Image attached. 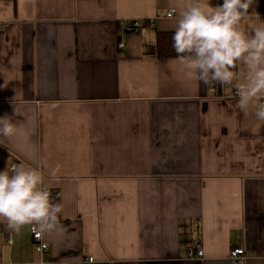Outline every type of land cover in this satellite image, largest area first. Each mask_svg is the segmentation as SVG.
I'll return each mask as SVG.
<instances>
[{
    "label": "crops",
    "instance_id": "crops-1",
    "mask_svg": "<svg viewBox=\"0 0 264 264\" xmlns=\"http://www.w3.org/2000/svg\"><path fill=\"white\" fill-rule=\"evenodd\" d=\"M180 10L179 0H0V117L19 125L0 136V171L38 168L64 229L39 251L30 226L0 220V264H232V247L264 264V122L238 109L234 85L211 90L155 54ZM253 11L248 31L264 0Z\"/></svg>",
    "mask_w": 264,
    "mask_h": 264
},
{
    "label": "clouds",
    "instance_id": "clouds-1",
    "mask_svg": "<svg viewBox=\"0 0 264 264\" xmlns=\"http://www.w3.org/2000/svg\"><path fill=\"white\" fill-rule=\"evenodd\" d=\"M254 3L223 0L213 7L210 0H179L181 10L172 46L187 78L234 85L238 109L264 122V21L251 31L242 24L250 15L259 17L255 11L249 13ZM175 14L173 9L171 15ZM238 65L244 66V73L237 81L234 69ZM18 127L7 115L0 117V136H13ZM60 167L57 164L51 176L55 177ZM62 212V205L51 200L38 168L21 162L0 171V220L6 221L8 230L18 233L30 226L37 238L59 236L64 232L58 219Z\"/></svg>",
    "mask_w": 264,
    "mask_h": 264
},
{
    "label": "built area",
    "instance_id": "built-area-1",
    "mask_svg": "<svg viewBox=\"0 0 264 264\" xmlns=\"http://www.w3.org/2000/svg\"><path fill=\"white\" fill-rule=\"evenodd\" d=\"M173 10L168 12V16H173L171 15ZM151 24L153 23L152 20L149 21ZM142 21L141 20H134L132 22V26L134 30H138L139 28L142 27ZM125 43L121 42L119 44L120 47L124 46ZM211 90H214L213 83L210 86ZM13 166V165H12ZM10 167V169L12 168ZM32 238L35 241V247L39 251H45L48 247L47 243L44 241L43 237L42 238H37V235L31 230ZM10 242H12V237H10ZM188 252L189 255L192 258H196L198 260H202L204 257V250L201 247H198L196 245H191L188 247ZM229 258L232 262V264H244L245 260L247 259V252L243 247H232L229 250ZM92 260V258H90ZM10 264H23L21 262H10Z\"/></svg>",
    "mask_w": 264,
    "mask_h": 264
},
{
    "label": "trees",
    "instance_id": "trees-1",
    "mask_svg": "<svg viewBox=\"0 0 264 264\" xmlns=\"http://www.w3.org/2000/svg\"><path fill=\"white\" fill-rule=\"evenodd\" d=\"M172 35L173 32L171 31L157 32L155 54L158 57H176L175 50L172 46ZM58 219H61L60 214L58 216Z\"/></svg>",
    "mask_w": 264,
    "mask_h": 264
}]
</instances>
